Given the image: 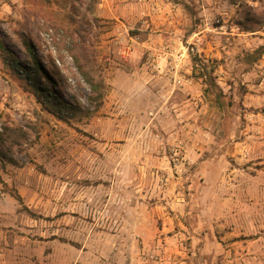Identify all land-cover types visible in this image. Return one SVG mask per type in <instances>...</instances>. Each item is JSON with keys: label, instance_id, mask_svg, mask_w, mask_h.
I'll use <instances>...</instances> for the list:
<instances>
[{"label": "rangeland", "instance_id": "obj_1", "mask_svg": "<svg viewBox=\"0 0 264 264\" xmlns=\"http://www.w3.org/2000/svg\"><path fill=\"white\" fill-rule=\"evenodd\" d=\"M103 1L0 0V264H264V179L237 151L264 122L244 101L264 55L250 74L243 62L264 44V0L129 18ZM180 58L192 79L169 102L184 108L143 100L146 83L164 85L153 69ZM203 63L228 111L205 93Z\"/></svg>", "mask_w": 264, "mask_h": 264}, {"label": "crops", "instance_id": "obj_2", "mask_svg": "<svg viewBox=\"0 0 264 264\" xmlns=\"http://www.w3.org/2000/svg\"><path fill=\"white\" fill-rule=\"evenodd\" d=\"M166 3L169 4V6H166ZM101 4L106 6V11L107 14L106 16H109L111 14L110 10H113L115 7L116 10H119V13L123 17H128L134 9H144L147 8L149 11L148 13L151 14V12L155 15L157 13L156 17L163 16L162 12L165 13L166 10H172L181 12L184 10L183 4L180 1L177 0H104ZM146 10V9H145ZM146 12V11H145ZM144 13V12H143ZM153 15V16H154ZM152 16V17H153ZM167 18H170V15H167ZM172 21V20H170ZM157 60V59H156ZM183 62H185V59L180 58L179 61L177 62L175 59H171L168 61V64L170 65L169 71L167 73L164 72L163 75L161 74H156L155 69H153V74L151 76L153 77V81L155 83H164L163 86H160L161 88H156L154 86L149 85L150 83L144 84L146 81L140 80L139 83L142 85V87H146V94L142 95V98L144 100H151L152 98L158 101L160 110L164 108V106L167 109H171L172 107L178 109H183L184 107L182 106V103L179 105L182 106L180 108L176 107V104L170 103L171 97L178 92L179 89L186 90V84L192 77H189L187 75H184L182 73H179V68L178 66L181 65ZM165 64V59L160 61L159 59L157 60L156 63H154L155 66ZM145 67V64L140 65L139 64V70ZM127 76L135 77V74H137L138 70H135L134 72H130L127 70H123ZM167 73V74H166ZM249 74L251 71L248 72ZM149 78V77H148ZM249 79L251 78L250 76L248 77ZM264 78H261L259 81H253L249 82L247 85L249 86V90L245 94L244 101L247 106H250L251 108H263L264 107ZM151 82V83H152ZM184 86V87H183ZM138 87V86H137ZM161 96L166 98V100H162ZM156 97V98H155ZM192 98H198V96L192 95L191 97L187 98L186 101H190ZM169 102V103H168ZM191 103V102H190ZM196 103H198L196 101ZM184 105V104H183ZM187 105V103H186ZM178 106V105H177ZM156 107V108H157ZM157 108V109H158ZM249 129L254 130L252 133L250 132L248 137L244 138L242 142H237L238 144H241L243 146V149H240L237 151L242 152L243 154L239 156V158H242L244 161V164L242 166V170L245 173H249L251 177H254V179H264V122H253L249 123ZM261 132V136H256L255 131ZM256 136V137H254ZM240 155V154H239ZM148 159L152 160L150 156H148ZM142 160V159H141ZM236 168H232V171L234 172ZM148 175V173H146ZM149 178H156L157 175H148ZM150 179L149 181H151ZM148 183L145 185L143 183H140L139 187H142L139 194L140 196H143L145 193V187H148ZM255 192H260L262 189V186L260 185H254ZM151 190V189H149ZM145 195H148V192L146 191Z\"/></svg>", "mask_w": 264, "mask_h": 264}, {"label": "trees", "instance_id": "obj_3", "mask_svg": "<svg viewBox=\"0 0 264 264\" xmlns=\"http://www.w3.org/2000/svg\"><path fill=\"white\" fill-rule=\"evenodd\" d=\"M181 3L184 6H188V3L185 1H181ZM251 8V7H249ZM252 21H255V19H252ZM0 47L3 51L6 52V47L0 42ZM264 55V44L258 45L257 47L246 51L245 56L243 58V62L248 66L247 71L251 70V67L253 64L257 63L258 60L262 58ZM193 59L197 60V57H193ZM35 66L38 67V69H43L39 63L35 59ZM78 67L81 70L83 76L89 80V82L93 85L92 79L88 72L84 69L83 65L78 63ZM202 72L198 75V77H202L203 81L207 86L205 87L204 91L206 94H210L214 98V102L219 106V108L223 111H228L229 108L232 106V102L227 97V94L224 92L222 87L219 86V84L216 82L214 75L211 73V71L208 69V66L203 63L201 66ZM214 72V70L212 71Z\"/></svg>", "mask_w": 264, "mask_h": 264}, {"label": "built area", "instance_id": "obj_4", "mask_svg": "<svg viewBox=\"0 0 264 264\" xmlns=\"http://www.w3.org/2000/svg\"><path fill=\"white\" fill-rule=\"evenodd\" d=\"M174 153L177 154V148H175V152Z\"/></svg>", "mask_w": 264, "mask_h": 264}]
</instances>
